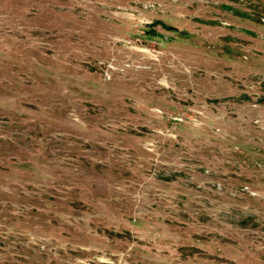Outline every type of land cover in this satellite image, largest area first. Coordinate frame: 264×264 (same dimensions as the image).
I'll list each match as a JSON object with an SVG mask.
<instances>
[{"label": "rangeland", "instance_id": "374dc122", "mask_svg": "<svg viewBox=\"0 0 264 264\" xmlns=\"http://www.w3.org/2000/svg\"><path fill=\"white\" fill-rule=\"evenodd\" d=\"M0 264H264V0H0Z\"/></svg>", "mask_w": 264, "mask_h": 264}]
</instances>
